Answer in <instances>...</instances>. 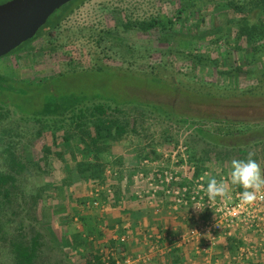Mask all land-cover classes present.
Segmentation results:
<instances>
[{
	"label": "rangeland",
	"instance_id": "1",
	"mask_svg": "<svg viewBox=\"0 0 264 264\" xmlns=\"http://www.w3.org/2000/svg\"><path fill=\"white\" fill-rule=\"evenodd\" d=\"M227 1L85 0L54 29L47 27L53 16L39 37L0 58V144L7 137L27 164L4 209L2 219L10 223L0 227V264H14L9 244H28L35 235V264H123L148 251L172 260L206 254L199 252L201 240L177 239L216 220L214 209L175 206L160 190L152 198L144 194V179L170 167L181 178L204 176L205 187L213 177L224 179L228 195L217 199H227L243 191L230 184L233 159L254 153L264 170V141L247 145L264 129V97L247 94L256 85L251 74L264 70V35L253 44L237 37L236 23L244 15L223 7ZM154 18L171 19L173 28L136 27ZM217 27L222 32L215 34ZM198 57L205 62L198 64ZM234 68L238 76L224 74ZM142 76H158L177 92L149 85ZM206 96L212 101H204ZM54 97L58 101L50 108L45 102ZM76 101L88 108L103 105L105 118L124 127L121 137L105 136L94 148L87 135L94 134L100 116L88 113L87 128H78L68 111ZM53 118L61 121L52 124ZM207 118L235 122V134L226 141L241 146L221 147L200 137L197 130L215 135L222 127ZM184 162L187 167L179 168ZM249 232L223 237L232 256L238 258Z\"/></svg>",
	"mask_w": 264,
	"mask_h": 264
},
{
	"label": "trees",
	"instance_id": "2",
	"mask_svg": "<svg viewBox=\"0 0 264 264\" xmlns=\"http://www.w3.org/2000/svg\"><path fill=\"white\" fill-rule=\"evenodd\" d=\"M8 0H5V2ZM85 0H74L69 2L68 4L64 5L63 7H61L60 9H58L57 11L54 12L53 15H51L50 17L54 18L52 19L51 22L47 23V27H49V29H54L59 22L66 16H68L76 7H78L81 3H83ZM4 3V2H3ZM2 4V3H0ZM225 8H227V10H233L234 12L237 13H241L243 14V18L238 21L236 23V26L238 28L237 30V37H244L245 40H247V42L249 44H253L255 41H258L260 39L261 36L264 35V0H247L243 3H241L240 5H237L233 0H228L224 6ZM180 14L182 13L179 12ZM49 17V19H50ZM48 22V20H47ZM129 26V24H124V28L127 29ZM46 27V28H47ZM136 27L140 30L143 31H150L151 29H158L161 32H164L166 30H171L173 28V22L171 19H161V18H154V19H150L146 22H142L136 25ZM45 29V26H44ZM43 28H40V30L37 32V34H41L44 31ZM215 31L214 33H221L222 32V28L217 27L214 28ZM38 35L34 36L31 40H28L27 42L23 43L22 45H20L18 48H16L15 50H13L11 53L16 52L17 50H19L24 44H28L29 42L33 41L34 39L37 38ZM40 36V35H39ZM38 36V37H39ZM128 51V50H127ZM129 52V51H128ZM9 53V54H11ZM8 54V55H9ZM196 62L198 64H202L205 62V60H203L202 58L198 57L196 58ZM248 73H252V72H248ZM248 73H246L247 75H249ZM224 74L227 75H231L233 77H236L240 74V69L239 68H234L231 71H226V73L224 72ZM143 80L146 82H149L151 84L155 85H165V89L166 92H171L170 94H174L175 92H177L176 88H173L175 86L172 85H167L164 81H162L161 79H159L158 76L151 78H145L144 76H142ZM251 80L254 81L256 83V85H253L251 87H249L247 89V94H250L251 96H256V97H264V70L260 69L259 72H255L254 74H251ZM261 83V85H260ZM143 89L147 90H151L149 87L150 86H141ZM154 89V88H152ZM126 93V92H125ZM204 101H212V99L206 97L202 98ZM201 99V100H202ZM52 102H45L46 105L50 106V108H52V106L58 101V99L56 97H54L52 100ZM77 103L74 104L73 106H71L68 111L72 113L71 115V122H76L75 124L77 125L78 128L82 127L83 128H87L88 124H84L83 121H85L86 119L89 120V118L86 116L88 113L91 116H100V118H97V125H93L94 128V134L91 135H87V137L90 138V142L93 144L92 146H94V148L97 149V143L100 139H103L105 136L106 138L109 137H116V138H120L121 135L124 132V127L122 125H119L117 122L112 121L110 119L105 118L107 113H106V109L103 105L101 104H94L91 106V108L89 107H83L80 106L81 102L76 101ZM85 102V101H84ZM73 103V102H72ZM124 103H136V101H130V102H125ZM71 104V103H70ZM149 107L153 110H158V106H155L153 104H148ZM160 109V108H159ZM50 112V111H49ZM59 112V111H58ZM67 112V111H66ZM65 112V113H66ZM41 117L35 116V119H39ZM104 118V119H103ZM52 124H56L59 121H61L59 119V121L55 118L51 119ZM46 121V120H45ZM206 122H212V123H219L222 125V127H218L216 128L214 131V134L208 133V131H204V130H197V134L200 137H203L205 140L213 143L214 145L217 146H229V147H233L234 146H241L240 144H228L226 140H229V138H233L234 136V129L232 127V125H236L235 122L232 121H228V120H218V119H213V118H207L205 120ZM238 125H240V127L243 129L245 128L243 122H238ZM220 125V126H221ZM247 127V125H246ZM44 127H42L43 129ZM63 128V127H60ZM264 128V127H263ZM57 133L53 132V136L56 137ZM257 134V133H256ZM258 134H261V138H255L252 142L247 143V145L250 144H254V143H258L261 141H264V129L262 132H258ZM114 138V139H116ZM7 139V137H6ZM5 139V140H6ZM110 139V138H109ZM3 141L0 144V162L3 163V165L0 168V227L3 228V226H6L7 224H9L10 222L4 221L2 219L3 215H5V211L4 210L6 206H10L12 201L14 200V198L12 197L14 195V193L16 192V190H18L17 188V183L19 178H21V174L24 173V171L26 170L25 165L23 164V159L21 158L22 155L21 153H19L17 151V149L15 148V146H11L10 144V140L9 142ZM65 141V140H64ZM13 145V144H12ZM243 145V144H242ZM48 150V149H46ZM19 154V156H18ZM91 168L94 169H100L99 167H97L98 165L94 166V165H88ZM199 167H197L196 172H195V177L199 176V172L200 170L198 169ZM11 224H13V222L11 221ZM0 232L2 233V231L0 230ZM4 234H2L3 236ZM39 247L38 244V236L35 235L32 239H30V241L28 242V244L24 243V240L21 239L17 240L15 242H12L11 244H9V248L10 251L12 252L13 256H14V264H35V256H36V252H37V248ZM97 258V257H96ZM98 264H102L100 263L99 259H97ZM177 262V261H176ZM111 264H114V262H112Z\"/></svg>",
	"mask_w": 264,
	"mask_h": 264
},
{
	"label": "built area",
	"instance_id": "3",
	"mask_svg": "<svg viewBox=\"0 0 264 264\" xmlns=\"http://www.w3.org/2000/svg\"><path fill=\"white\" fill-rule=\"evenodd\" d=\"M185 167H187L185 162L179 166L181 169ZM193 169L194 167L190 165V170L193 171ZM183 174L184 178L179 177L177 171L172 172L170 167L168 171H159L155 178L144 179L149 189L144 194H149L152 198H156V194L160 190L161 198L170 196L174 200L175 206H204V209L209 211L214 209L216 220L208 222L199 229H190L184 232L178 236L179 243L188 244L194 240H201L202 244L198 247L199 252L208 253L209 248L221 237L232 236L234 233L240 234L247 230L252 232L264 231V193L258 195V199L253 205L244 207L239 203V192L233 193L232 198L216 199L213 203L208 201L204 176L191 179V176H186V173ZM242 239L248 247L238 249V258L253 256L254 253H252V247L249 244L251 241L244 236ZM151 251H153V247H151ZM148 253L149 251L143 255H137L136 259L126 257L123 264H147L150 259Z\"/></svg>",
	"mask_w": 264,
	"mask_h": 264
},
{
	"label": "water",
	"instance_id": "4",
	"mask_svg": "<svg viewBox=\"0 0 264 264\" xmlns=\"http://www.w3.org/2000/svg\"><path fill=\"white\" fill-rule=\"evenodd\" d=\"M74 0H8L0 4V58L31 40L55 11Z\"/></svg>",
	"mask_w": 264,
	"mask_h": 264
},
{
	"label": "clouds",
	"instance_id": "5",
	"mask_svg": "<svg viewBox=\"0 0 264 264\" xmlns=\"http://www.w3.org/2000/svg\"><path fill=\"white\" fill-rule=\"evenodd\" d=\"M253 156L254 153H249L247 159H233L230 163V184L243 189L239 194L242 207L253 205L258 195L264 193V170ZM228 187V182L224 179H209L205 189L208 201L214 203L218 197L225 198L228 195ZM193 209L201 212L204 206H196Z\"/></svg>",
	"mask_w": 264,
	"mask_h": 264
},
{
	"label": "crops",
	"instance_id": "6",
	"mask_svg": "<svg viewBox=\"0 0 264 264\" xmlns=\"http://www.w3.org/2000/svg\"><path fill=\"white\" fill-rule=\"evenodd\" d=\"M232 195H233V193H232ZM230 196H231V194H230ZM148 230L151 231L152 228L148 229ZM249 236H250L249 239L251 241L250 247H252L251 251H252V253H254L253 256H250V257L248 256V257L237 258V255L232 256L228 252L229 248L227 246V242H226L225 238L221 237L212 247L209 248L208 253L199 255L198 257L191 258L189 256L188 259L182 260L183 258L181 257V255L178 254L179 256L177 255L173 260L172 259H164L162 252H160V253H152L150 255V259H149L150 263L149 262L148 263L149 264H162L163 262L166 263V261H167L168 264L169 263L172 264V262H176L179 260V262H181V264H228L229 259H235V260H237L236 261L237 264H249L250 261H253V259H261L262 261H260V263L264 264V231H260V232H258V231L252 232L251 231V232H249ZM261 244H262V246H260ZM131 247H134V246H131ZM244 247H246V245H244ZM133 250L138 251L137 247ZM178 251H180V249L175 250V252H178ZM145 252H143V253H145ZM186 256H188V255H186ZM151 259H153V261H151ZM162 259H164V260L162 261Z\"/></svg>",
	"mask_w": 264,
	"mask_h": 264
},
{
	"label": "flooded vegetation",
	"instance_id": "7",
	"mask_svg": "<svg viewBox=\"0 0 264 264\" xmlns=\"http://www.w3.org/2000/svg\"><path fill=\"white\" fill-rule=\"evenodd\" d=\"M46 30H47V28L44 29V31H46Z\"/></svg>",
	"mask_w": 264,
	"mask_h": 264
}]
</instances>
